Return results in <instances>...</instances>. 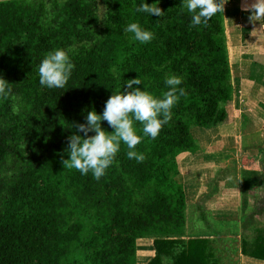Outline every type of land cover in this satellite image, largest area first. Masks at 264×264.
<instances>
[{
  "label": "trees",
  "instance_id": "16d2710c",
  "mask_svg": "<svg viewBox=\"0 0 264 264\" xmlns=\"http://www.w3.org/2000/svg\"><path fill=\"white\" fill-rule=\"evenodd\" d=\"M140 3L0 0V75L12 83L10 96L0 99V264H135L137 240L151 236L156 254L139 264H164V254H173V264H223L214 240L182 239L179 155L198 148L192 126L228 117L233 85L224 13L191 26L182 0H160L161 17L137 12ZM136 21L154 33L151 42L124 31ZM57 48L71 49L75 68L64 88L48 89L38 67ZM170 74L182 78L184 94L158 136H144L134 122L143 161L129 159L121 143L100 180L64 166L69 137L88 112L101 114L138 76L142 84L133 87L162 98ZM101 126L114 131L107 121ZM255 243L248 251L244 242L243 252L264 259L263 232Z\"/></svg>",
  "mask_w": 264,
  "mask_h": 264
},
{
  "label": "crops",
  "instance_id": "0c3cea01",
  "mask_svg": "<svg viewBox=\"0 0 264 264\" xmlns=\"http://www.w3.org/2000/svg\"><path fill=\"white\" fill-rule=\"evenodd\" d=\"M253 2L229 0L224 9L233 85L228 117L198 129V148L180 157L186 192L182 239L214 240L223 264H264L243 252L244 242L251 251L256 235L264 233V19L252 21L243 10ZM137 250L140 263L149 262L156 254L154 238H140ZM162 258L174 263L173 254Z\"/></svg>",
  "mask_w": 264,
  "mask_h": 264
},
{
  "label": "clouds",
  "instance_id": "9594fccd",
  "mask_svg": "<svg viewBox=\"0 0 264 264\" xmlns=\"http://www.w3.org/2000/svg\"><path fill=\"white\" fill-rule=\"evenodd\" d=\"M159 2L160 0H154L149 5L147 0H141L136 6V11L150 17L153 15L161 17L164 12L158 6ZM228 2L229 0H182L181 8L191 14V26H199L206 25L217 13L223 14ZM243 10L250 11L252 21H260L264 19V0H254ZM124 31L131 33L132 39L141 44L149 43L154 38V33L144 28L138 21L130 22ZM70 52L71 49L57 48L45 55L38 67L39 82L42 86L48 89L64 88L75 68ZM141 84L139 76L127 80L124 83L126 90L113 93L106 101L101 114L95 109L88 112L86 123L77 124V134L69 137L67 148L69 158L63 161L64 166L76 169L82 175L91 172L96 180H100L113 164L121 143L127 145L129 159L144 160V155L135 151L142 137L137 134L134 122L143 125L144 136L155 139L162 125L171 118L172 108L184 94V89L179 87L182 78L173 74L165 80L168 91L163 93L162 98L142 90L141 87H133ZM11 85L12 83L0 75V99L10 96ZM102 121H107L114 131L110 133L102 128ZM90 132L95 134L89 136Z\"/></svg>",
  "mask_w": 264,
  "mask_h": 264
},
{
  "label": "rangeland",
  "instance_id": "374dc122",
  "mask_svg": "<svg viewBox=\"0 0 264 264\" xmlns=\"http://www.w3.org/2000/svg\"><path fill=\"white\" fill-rule=\"evenodd\" d=\"M203 128H206V127H202V126H198V125H194L192 126L191 128V131H192V135L194 136L195 140H196V143H197V147L199 146V142H198V139L196 138V132L198 131V129H203ZM180 157H182V155H179V165H180V168H181V163H180ZM179 178H180V175H179ZM153 237V236H151ZM154 238V237H153ZM138 241L139 239L137 240V244H136V247L138 249ZM141 241V240H140ZM140 243V242H139ZM138 251V250H137ZM136 251V255H135V264H139L140 261H142L141 259H139L138 257V252ZM170 263V262H169Z\"/></svg>",
  "mask_w": 264,
  "mask_h": 264
}]
</instances>
